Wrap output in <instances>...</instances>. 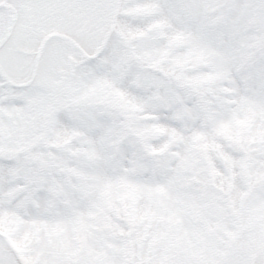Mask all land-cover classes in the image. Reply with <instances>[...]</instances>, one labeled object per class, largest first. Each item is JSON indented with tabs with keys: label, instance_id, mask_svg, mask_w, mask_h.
Instances as JSON below:
<instances>
[{
	"label": "snow or ice",
	"instance_id": "obj_1",
	"mask_svg": "<svg viewBox=\"0 0 264 264\" xmlns=\"http://www.w3.org/2000/svg\"><path fill=\"white\" fill-rule=\"evenodd\" d=\"M0 264H264V0H0Z\"/></svg>",
	"mask_w": 264,
	"mask_h": 264
}]
</instances>
